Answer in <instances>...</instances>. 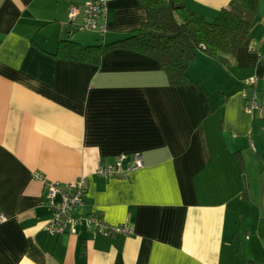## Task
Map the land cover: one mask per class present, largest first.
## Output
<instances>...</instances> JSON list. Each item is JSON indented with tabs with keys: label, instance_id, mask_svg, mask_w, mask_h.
Masks as SVG:
<instances>
[{
	"label": "crops",
	"instance_id": "obj_1",
	"mask_svg": "<svg viewBox=\"0 0 264 264\" xmlns=\"http://www.w3.org/2000/svg\"><path fill=\"white\" fill-rule=\"evenodd\" d=\"M86 1L0 0V264H264V123L245 109L264 92V0L235 58L198 50L180 86L133 50L60 55V41L113 43L147 18L139 0H107L105 33L73 30L71 6ZM230 2L185 0L208 20ZM138 151L129 179L94 173ZM81 176L77 232L50 235L44 180ZM93 212L134 233H96Z\"/></svg>",
	"mask_w": 264,
	"mask_h": 264
},
{
	"label": "trees",
	"instance_id": "obj_2",
	"mask_svg": "<svg viewBox=\"0 0 264 264\" xmlns=\"http://www.w3.org/2000/svg\"><path fill=\"white\" fill-rule=\"evenodd\" d=\"M139 2L146 8L147 18L127 38L89 46L64 40L59 43V54L99 63L112 49H129L158 60L171 85H186L194 82L188 70L198 50L223 63L235 58L251 37L252 20L260 7V0H231L215 19L208 20L191 12L185 0Z\"/></svg>",
	"mask_w": 264,
	"mask_h": 264
},
{
	"label": "built area",
	"instance_id": "obj_3",
	"mask_svg": "<svg viewBox=\"0 0 264 264\" xmlns=\"http://www.w3.org/2000/svg\"><path fill=\"white\" fill-rule=\"evenodd\" d=\"M107 13V0H87L83 6L72 4L70 10V24L73 30L82 29L106 32L103 21ZM82 15V22L77 19ZM258 78L248 79L245 87L256 84ZM245 109L264 116V92L261 98L257 93L245 96ZM145 167V157L142 152L120 154L111 162L101 161L97 164L94 173L105 179H129L131 175ZM45 198L53 210L52 219L46 225V231L53 236L62 233L77 232V225L81 219L79 208L84 204V197L89 190V181L81 176L76 181L63 184L60 181L45 179ZM89 229L96 233L115 237L119 235H132L134 228L126 224L110 225L105 222L101 214L89 213L86 216Z\"/></svg>",
	"mask_w": 264,
	"mask_h": 264
},
{
	"label": "rangeland",
	"instance_id": "obj_4",
	"mask_svg": "<svg viewBox=\"0 0 264 264\" xmlns=\"http://www.w3.org/2000/svg\"><path fill=\"white\" fill-rule=\"evenodd\" d=\"M261 16V15H260ZM261 23L263 24V21H262V19H261ZM260 119L262 120V122L264 123V117H260ZM264 135V134H263ZM264 172V171H263ZM263 175H264V173H263Z\"/></svg>",
	"mask_w": 264,
	"mask_h": 264
}]
</instances>
